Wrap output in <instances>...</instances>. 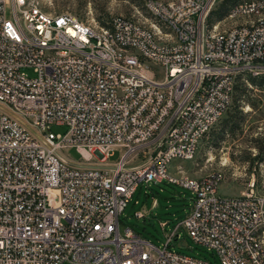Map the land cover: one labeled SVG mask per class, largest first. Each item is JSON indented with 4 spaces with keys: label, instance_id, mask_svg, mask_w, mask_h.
Masks as SVG:
<instances>
[{
    "label": "built area",
    "instance_id": "2783aa9c",
    "mask_svg": "<svg viewBox=\"0 0 264 264\" xmlns=\"http://www.w3.org/2000/svg\"><path fill=\"white\" fill-rule=\"evenodd\" d=\"M215 2L145 0L148 19L90 24L0 0V264H210L169 248L179 229L220 264H264V196L169 171L194 157L237 75L264 73V0L235 4L227 17L244 21L223 30L207 24ZM161 181L192 203L157 247L119 216L138 184Z\"/></svg>",
    "mask_w": 264,
    "mask_h": 264
},
{
    "label": "rangeland",
    "instance_id": "374dc122",
    "mask_svg": "<svg viewBox=\"0 0 264 264\" xmlns=\"http://www.w3.org/2000/svg\"><path fill=\"white\" fill-rule=\"evenodd\" d=\"M36 1L47 13L67 12L90 24H102L112 16L131 19L149 17L144 8L145 0ZM219 3L220 0H216L214 5ZM243 19L225 17L212 24L217 25V30H223L243 22ZM27 74L31 75V71H27ZM248 75L246 72L237 75L236 84H241L244 89L241 93L234 89L230 105L202 137L194 157L190 160H174L170 172L190 178L218 175L217 190L223 196H238L249 192L250 188L254 195L264 196V87L251 85ZM228 116H232L236 124L232 122L224 127V120ZM50 130L63 133L65 127L51 125ZM65 153L69 158H79L73 148L67 149ZM116 156L114 152L110 159ZM191 203L189 190L167 181L138 184L120 213L119 225L121 229L130 228L154 246L162 247L165 235L176 227ZM136 211L141 213L139 218L134 216ZM161 221H168V224L161 228ZM169 248L208 260L210 264H220L214 254L195 243L182 229H179L178 239L172 241Z\"/></svg>",
    "mask_w": 264,
    "mask_h": 264
},
{
    "label": "trees",
    "instance_id": "16d2710c",
    "mask_svg": "<svg viewBox=\"0 0 264 264\" xmlns=\"http://www.w3.org/2000/svg\"><path fill=\"white\" fill-rule=\"evenodd\" d=\"M240 1L242 0H220V3L216 6L214 5V7L209 12L207 18L208 27L211 28L213 22H218L223 18L227 17L230 9ZM248 81L254 87L263 88L264 73H261L257 76L248 75ZM234 89L241 93L244 88H242L241 84H235ZM232 122H234V118H232V116H228V118L224 120V127L225 125L228 126L229 124H232ZM235 124L236 121L234 122L233 125Z\"/></svg>",
    "mask_w": 264,
    "mask_h": 264
},
{
    "label": "water",
    "instance_id": "95a60500",
    "mask_svg": "<svg viewBox=\"0 0 264 264\" xmlns=\"http://www.w3.org/2000/svg\"><path fill=\"white\" fill-rule=\"evenodd\" d=\"M174 240H176V239H174Z\"/></svg>",
    "mask_w": 264,
    "mask_h": 264
}]
</instances>
